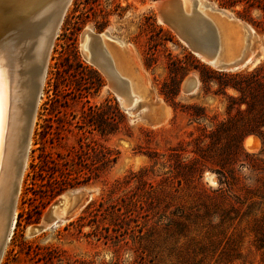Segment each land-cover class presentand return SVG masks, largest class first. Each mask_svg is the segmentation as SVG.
<instances>
[{
	"label": "rangeland",
	"instance_id": "rangeland-1",
	"mask_svg": "<svg viewBox=\"0 0 264 264\" xmlns=\"http://www.w3.org/2000/svg\"><path fill=\"white\" fill-rule=\"evenodd\" d=\"M155 1H70L48 56L0 264H192L181 256L191 250L190 238L203 237L205 223L186 232L173 214L205 211L220 188L223 207L238 206L235 197L243 199L246 188L255 194L251 215L222 227L240 242L235 264H264L251 231L252 219L264 213L258 197H264V11L257 7L264 0H249L251 7L245 0L234 6L208 0L253 32L246 40L251 63L231 70L194 55L160 20ZM87 32H106L132 53L150 87L149 117L120 103L116 82L99 67V41L90 42L89 52L81 46ZM110 38L105 46L113 45ZM190 77L197 87L185 93ZM251 135L258 145L248 150ZM220 172L234 174V186L220 184ZM58 180L79 184L50 197ZM65 194V217L30 233ZM203 264L225 263L215 255Z\"/></svg>",
	"mask_w": 264,
	"mask_h": 264
},
{
	"label": "bare ground",
	"instance_id": "bare-ground-1",
	"mask_svg": "<svg viewBox=\"0 0 264 264\" xmlns=\"http://www.w3.org/2000/svg\"><path fill=\"white\" fill-rule=\"evenodd\" d=\"M182 2L183 12L190 16L183 28L185 30L187 27L188 32H195V42L203 43L201 38H203L208 24L217 37V49L214 56L207 58V53H212L214 48L206 46V55H197L201 61L219 70H231L251 63V49L246 40H251L253 32L248 24L234 18L228 11L215 7L212 3L205 6L204 3L207 0H182ZM64 3L65 0H0V247L5 246L16 214L15 205L12 212L11 205L24 155L30 114L33 107H35L34 111L37 109L43 82L39 75L40 65L45 57V50L56 15ZM154 7L159 10L156 2H154ZM35 8L37 9L35 10ZM159 18L161 20V14H159ZM91 33L87 32L89 40L86 37L83 39L82 48L88 51L92 40L99 41L103 52L97 53L102 59L98 62V64L101 63V66H98L103 68L108 77L116 82L117 86L114 90L120 103L125 108H138L144 114L147 113V117H149L150 107L147 105V95L150 87L132 53L125 48L126 45L121 40L110 38L106 32L98 33L96 39L91 38ZM106 37L114 42L113 45L105 46L102 40H105ZM94 50L92 49V51ZM260 51L264 52V47H261ZM97 54L96 56H98ZM85 58L92 60V55L86 53ZM95 59L97 60V57ZM258 59L254 60V63ZM195 83L197 84V80L190 77L184 85L185 90L193 92ZM163 109L166 115L167 108ZM34 116L35 112L28 132L26 153L29 149ZM257 145L258 138L253 135L244 140V146L248 150L255 149ZM26 158L27 156H25L24 168ZM61 198L62 200L54 202L50 207L49 220H43L45 229L56 225L65 217L70 201L67 195L61 196ZM36 232L38 231L30 233Z\"/></svg>",
	"mask_w": 264,
	"mask_h": 264
},
{
	"label": "trees",
	"instance_id": "trees-1",
	"mask_svg": "<svg viewBox=\"0 0 264 264\" xmlns=\"http://www.w3.org/2000/svg\"><path fill=\"white\" fill-rule=\"evenodd\" d=\"M241 1L242 0H232L230 4L234 6ZM245 3H247L250 7L252 6V3L249 2V0H245ZM257 7L264 11V3L262 5L258 4ZM261 138L263 140V151V134H261ZM220 175V184H224L225 186L229 187L234 186V182L237 180L234 174L231 172H220ZM78 184V182H64L63 180L55 181L49 186V196L54 197L64 189L68 187H74ZM222 191L223 190L220 188L215 192V198L217 197L218 199H214V197L209 198V205H203L205 211L196 210L195 212L191 213L186 211L184 212L182 208H176V211L173 214L176 217L174 223L182 229H186V232L188 231L190 224L198 226L199 221L205 223L200 227L204 228L203 237L200 239L197 237L189 239L191 241L187 245H192V248L189 253H184V255L181 256L183 257L182 259L185 258L186 263L190 262L192 264H203L207 256L212 257L216 255V261L218 260L220 262H224L225 264H235V260L240 258L239 240L234 238L233 234L227 235L222 225L225 222H230L232 224L237 219L238 222L242 221V219L251 215V211L255 205V201L253 200L255 194L252 192V190L246 188L243 199L237 196L235 197V201L238 203V206L242 208V206L244 207L245 205V209L241 212L239 211L240 208L238 206L232 205L229 202L227 207L222 206V204L226 202V197H223ZM258 197L263 204L264 197L261 195H258ZM247 199L249 200L247 201ZM213 215L218 217L219 221L217 223H212L210 221ZM251 231L254 234L255 246L258 249H264V213L260 217H254L252 219ZM219 234L221 236H219ZM183 235L186 234H182V236Z\"/></svg>",
	"mask_w": 264,
	"mask_h": 264
},
{
	"label": "water",
	"instance_id": "water-1",
	"mask_svg": "<svg viewBox=\"0 0 264 264\" xmlns=\"http://www.w3.org/2000/svg\"><path fill=\"white\" fill-rule=\"evenodd\" d=\"M71 0H65V3L60 7L59 11H58V14L56 15V18H55V22H54V26L51 30V33H50V38H49V43H48V46L46 47V50H45V57L44 59L42 60V63L40 65V79L43 81L44 79V76H45V71H46V67H47V56H48V53L50 52L51 50V47H52V41L55 37V34L59 28V25L63 19V16L65 14V11L69 5ZM157 6H158V14H161V20L162 22L168 24L169 26H171V28H173L180 37L181 40H186L184 41L186 44V46L189 48V50L194 54V55H198V54H205L206 50H207V47L206 46H212L214 48V51L212 53H207V58H211L212 56H214V54L216 53V49H217V37L215 35V32L213 29H211L209 27V24L206 25V30L204 31L203 35L202 36L203 38V43L201 44V42L199 44H197L195 42L196 40V37H195V32H188V29L187 27L183 28V25L186 23V21H188V17L190 16H187L186 13L183 12V2L182 0H157L155 1ZM209 4H211L210 1L207 0L206 3H204L205 6H208ZM211 8H213L211 6ZM37 8H35L36 10ZM195 9V8H194ZM193 9V11H195ZM223 10V9H222ZM184 22V23H183ZM91 38H98V35L97 34H92L91 33ZM207 38H210L211 40H208ZM211 48V47H210ZM206 55V54H205ZM198 57V56H197ZM199 58V57H198ZM200 59V58H199ZM188 78V77H187ZM186 78V79H187ZM195 88L197 87V84L195 83ZM38 91H39V88H38ZM38 91H37V94H38ZM184 91V90H183ZM185 93H189V91L185 90L184 91ZM38 96V95H37ZM35 107L32 108V112L30 114V118H29V123H28V129H27V135H26V138H25V149H24V155H23V158H22V162H21V165H20V169H19V177L17 179V182H16V186L14 188V196H13V200H12V205H11V212L14 208V205H15V199H16V193H17V190H18V184H19V181H20V176L22 174V171L24 169L23 165H24V160H25V156H26V150H27V145H28V132L30 130V127H31V121H32V117H33V113L35 112ZM62 200L61 196L55 201L58 202ZM52 206V205H51ZM49 211V213H48ZM47 211V213L45 214V216L41 219V221L36 224V225H33L32 227H30L29 231L30 232H34V231H43L45 229L44 225H43V220H49L50 218V208L49 210ZM2 244H4L2 242ZM3 245L2 247H0V254H2L3 252Z\"/></svg>",
	"mask_w": 264,
	"mask_h": 264
}]
</instances>
